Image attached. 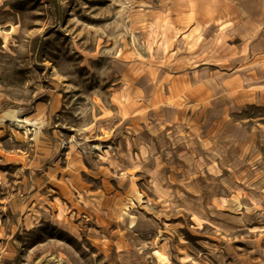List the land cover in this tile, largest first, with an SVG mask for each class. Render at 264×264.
<instances>
[{
	"label": "rangeland",
	"instance_id": "rangeland-1",
	"mask_svg": "<svg viewBox=\"0 0 264 264\" xmlns=\"http://www.w3.org/2000/svg\"><path fill=\"white\" fill-rule=\"evenodd\" d=\"M263 150L264 0H0L2 261L264 264Z\"/></svg>",
	"mask_w": 264,
	"mask_h": 264
},
{
	"label": "bare ground",
	"instance_id": "bare-ground-1",
	"mask_svg": "<svg viewBox=\"0 0 264 264\" xmlns=\"http://www.w3.org/2000/svg\"><path fill=\"white\" fill-rule=\"evenodd\" d=\"M22 112H23V109H19L18 111H17V114L19 115V114H22ZM77 146L82 150V151H84V152H89V149H88V147L84 144V143H82V142H78L77 143ZM150 233L151 232H143V237H145V238H148V237H150Z\"/></svg>",
	"mask_w": 264,
	"mask_h": 264
},
{
	"label": "crops",
	"instance_id": "crops-1",
	"mask_svg": "<svg viewBox=\"0 0 264 264\" xmlns=\"http://www.w3.org/2000/svg\"><path fill=\"white\" fill-rule=\"evenodd\" d=\"M264 156V150L261 152V157H263ZM5 261H2L1 259H0V264H14L13 262H12V260H7V259H4Z\"/></svg>",
	"mask_w": 264,
	"mask_h": 264
}]
</instances>
